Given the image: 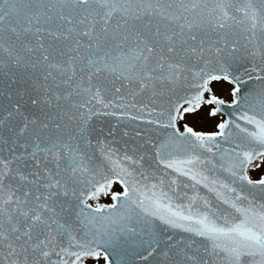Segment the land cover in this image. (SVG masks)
Segmentation results:
<instances>
[{
	"label": "snow or ice",
	"instance_id": "6c2138e0",
	"mask_svg": "<svg viewBox=\"0 0 264 264\" xmlns=\"http://www.w3.org/2000/svg\"><path fill=\"white\" fill-rule=\"evenodd\" d=\"M0 264H264V0H0Z\"/></svg>",
	"mask_w": 264,
	"mask_h": 264
},
{
	"label": "rangeland",
	"instance_id": "374dc122",
	"mask_svg": "<svg viewBox=\"0 0 264 264\" xmlns=\"http://www.w3.org/2000/svg\"><path fill=\"white\" fill-rule=\"evenodd\" d=\"M230 86L228 85H219L217 86V91L219 92V94L221 96H223L225 99H230V97L228 96L227 94V90ZM195 123V126L198 128V129H204V130H207L211 127V125L207 122L205 123H200L198 120L194 122ZM117 190H120L118 187H117ZM104 203H108L110 202V198L106 196V198H103V201Z\"/></svg>",
	"mask_w": 264,
	"mask_h": 264
},
{
	"label": "water",
	"instance_id": "95a60500",
	"mask_svg": "<svg viewBox=\"0 0 264 264\" xmlns=\"http://www.w3.org/2000/svg\"><path fill=\"white\" fill-rule=\"evenodd\" d=\"M103 198H104V196L101 197V202H102Z\"/></svg>",
	"mask_w": 264,
	"mask_h": 264
}]
</instances>
